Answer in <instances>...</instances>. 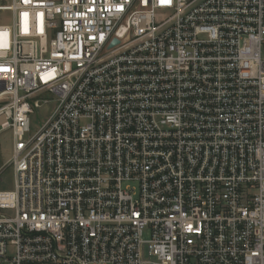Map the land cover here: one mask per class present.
<instances>
[{"label":"built area","instance_id":"1","mask_svg":"<svg viewBox=\"0 0 264 264\" xmlns=\"http://www.w3.org/2000/svg\"><path fill=\"white\" fill-rule=\"evenodd\" d=\"M0 13V264H264V0Z\"/></svg>","mask_w":264,"mask_h":264},{"label":"rangeland","instance_id":"2","mask_svg":"<svg viewBox=\"0 0 264 264\" xmlns=\"http://www.w3.org/2000/svg\"><path fill=\"white\" fill-rule=\"evenodd\" d=\"M6 0H0V5ZM10 22L9 13H0V25ZM53 108V104H47L35 109L30 116L31 133H34L48 118V113ZM10 135L7 132L0 134V190H10L12 188V172L8 167L10 155Z\"/></svg>","mask_w":264,"mask_h":264},{"label":"water","instance_id":"3","mask_svg":"<svg viewBox=\"0 0 264 264\" xmlns=\"http://www.w3.org/2000/svg\"><path fill=\"white\" fill-rule=\"evenodd\" d=\"M118 44V41L117 40H113L111 42V44L109 45V48H112L113 46L117 45Z\"/></svg>","mask_w":264,"mask_h":264},{"label":"trees","instance_id":"4","mask_svg":"<svg viewBox=\"0 0 264 264\" xmlns=\"http://www.w3.org/2000/svg\"><path fill=\"white\" fill-rule=\"evenodd\" d=\"M1 165V164H0Z\"/></svg>","mask_w":264,"mask_h":264}]
</instances>
